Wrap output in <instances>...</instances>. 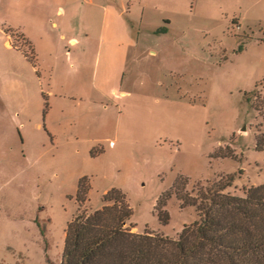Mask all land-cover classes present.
I'll return each mask as SVG.
<instances>
[{
	"label": "rangeland",
	"instance_id": "rangeland-1",
	"mask_svg": "<svg viewBox=\"0 0 264 264\" xmlns=\"http://www.w3.org/2000/svg\"><path fill=\"white\" fill-rule=\"evenodd\" d=\"M48 2L67 7L57 69L19 37L34 50L43 0H0V264H61L83 178V209L120 189L133 232L170 238L198 221L175 195L167 223L156 211L180 176L191 194L233 174L230 194L264 184V0ZM110 36L133 48L98 72Z\"/></svg>",
	"mask_w": 264,
	"mask_h": 264
},
{
	"label": "trees",
	"instance_id": "trees-1",
	"mask_svg": "<svg viewBox=\"0 0 264 264\" xmlns=\"http://www.w3.org/2000/svg\"><path fill=\"white\" fill-rule=\"evenodd\" d=\"M19 37L34 52L31 42ZM29 60L35 63V55ZM257 140L260 149L264 137ZM236 176L197 185L193 194L187 191V178L176 180L156 207L160 220L168 222L163 208L174 195L198 214V221L184 225L177 238L133 232V210L120 189L104 195L101 209H83L90 186L81 179L80 210L68 225L61 264H264V184L245 187L242 196L230 194Z\"/></svg>",
	"mask_w": 264,
	"mask_h": 264
},
{
	"label": "crops",
	"instance_id": "crops-1",
	"mask_svg": "<svg viewBox=\"0 0 264 264\" xmlns=\"http://www.w3.org/2000/svg\"><path fill=\"white\" fill-rule=\"evenodd\" d=\"M49 0H43V3L34 4L32 15L34 18V55L38 57L41 62V68H58V56L61 54L62 43L66 41V37L63 33L57 35V31L63 32L66 23L67 7L57 5L55 2H48ZM9 7V6H8ZM17 9V6H15ZM20 7V5L18 6ZM10 8V7H9ZM58 20V21H56ZM47 30H52L54 34H48ZM133 37H118L110 36L101 41L99 56L97 57V68L100 72L102 68V59H106V66L113 62V58L116 61L121 55L122 64H125V60L129 55L130 50L133 48ZM71 42L75 45L79 44L76 38H71ZM105 48V55L104 49ZM108 70V66L106 67ZM105 69V72L107 70ZM103 73V72H102Z\"/></svg>",
	"mask_w": 264,
	"mask_h": 264
}]
</instances>
